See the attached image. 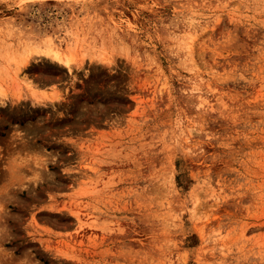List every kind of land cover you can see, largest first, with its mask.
Listing matches in <instances>:
<instances>
[{"label": "rangeland", "instance_id": "374dc122", "mask_svg": "<svg viewBox=\"0 0 264 264\" xmlns=\"http://www.w3.org/2000/svg\"><path fill=\"white\" fill-rule=\"evenodd\" d=\"M0 89V264H264V0H0Z\"/></svg>", "mask_w": 264, "mask_h": 264}, {"label": "bare ground", "instance_id": "6f19581e", "mask_svg": "<svg viewBox=\"0 0 264 264\" xmlns=\"http://www.w3.org/2000/svg\"><path fill=\"white\" fill-rule=\"evenodd\" d=\"M76 50H77L76 45L75 44L72 45V43H70V45H68L66 48L55 47L53 46V44L49 42L45 43V41L43 45H39V44L28 45L25 49V53H24L22 60L19 61L20 64L19 63L17 64V65H20L18 67V70L23 71V69L30 63V61L35 56L50 59L55 63H58L60 65L70 68L72 65H75L78 61L79 57H77L78 55H77ZM14 61L16 62V59H14ZM17 74H19V72ZM0 92H1V89H0Z\"/></svg>", "mask_w": 264, "mask_h": 264}]
</instances>
